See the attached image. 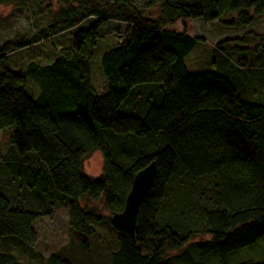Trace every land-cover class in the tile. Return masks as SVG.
<instances>
[{
    "label": "trees",
    "instance_id": "16d2710c",
    "mask_svg": "<svg viewBox=\"0 0 264 264\" xmlns=\"http://www.w3.org/2000/svg\"><path fill=\"white\" fill-rule=\"evenodd\" d=\"M34 1L38 31L0 45V132L11 131L21 158L0 165V264H17L16 244L36 243L41 214L34 208L53 196L66 204L82 245L98 226L113 231L106 264H229L232 252L264 237V101L253 87L264 82V42L250 50L246 35L222 39L215 71L190 73L185 58L199 38L167 29L231 14L238 26L248 25L264 14V0H163L156 17L133 0H57L56 12ZM9 5L26 9L27 0H0ZM114 21L124 33L102 55L107 92L100 95L84 45L96 47L100 27ZM66 32H74V44L52 64L10 69L9 55ZM29 79L39 84L37 95L28 88L38 99L26 92ZM145 87L154 92L134 95ZM95 151L104 158L99 177L83 172ZM152 161L156 177L135 232L115 228L112 215L122 212L135 174ZM72 260L55 252L41 262L82 264Z\"/></svg>",
    "mask_w": 264,
    "mask_h": 264
},
{
    "label": "rangeland",
    "instance_id": "374dc122",
    "mask_svg": "<svg viewBox=\"0 0 264 264\" xmlns=\"http://www.w3.org/2000/svg\"><path fill=\"white\" fill-rule=\"evenodd\" d=\"M43 7L50 5L53 12L59 8L57 0H44ZM163 0L151 3V0H133L134 5L142 11L144 15L156 17L162 7ZM38 4L34 0H27L26 9H20L17 6L9 5L0 7V45L6 40H18L23 36H31L38 31L37 22L34 20L38 11ZM237 14L228 15L218 19L207 20L205 18H192L179 21L167 29L178 32H185L191 36L198 37L199 40L192 52L185 58V65L190 73L213 72L217 67V56L214 52L215 44L225 38L242 37L246 35L247 44H244L250 50L259 48L264 42L257 39L252 33L264 35V14L255 16L248 25L238 26ZM155 19V18H154ZM89 19L82 24L86 28L87 23L93 21ZM46 22V19L42 20ZM86 24V25H85ZM124 24L114 21L109 22L107 26H101L99 33L101 38L97 46L92 42H86L84 50L91 48V69L93 87L97 93L103 95L107 92V80L103 73L101 58L104 52L115 46L120 39L119 35L124 32ZM74 32H66L58 35L46 43L37 44L31 49H22L9 55V67L13 71L23 70L33 62L39 66L52 64L60 55L61 50L66 46L72 47L74 44ZM116 35V37H115ZM103 37H105L103 39ZM241 46V45H240ZM83 50V51H84ZM89 49L86 54L89 55ZM31 83V84H30ZM30 91L37 95L35 86L40 90L39 84L35 79H29L26 92L34 99ZM258 85V86H254ZM254 91L261 93L264 89V82L254 84ZM154 92L153 87L138 88L134 95L143 98L145 94ZM123 113L124 110H122ZM10 130L0 132V165L7 161L20 160L10 142ZM28 163L35 165L34 157L27 156ZM104 158L101 151L93 152L85 159L83 172L91 177H99L103 173ZM82 205H84V202ZM88 205H99L96 202L86 201ZM41 215L34 223L37 232V241L31 247L16 244L17 264H42L41 259H46L50 254L55 252L65 253L75 263L82 264H106V256L116 245L113 231L107 226H98L97 233L93 237L86 239L82 245L83 236L74 232L69 225V212L62 198L53 196L47 197L44 201H38L34 208ZM104 214H108L102 211ZM198 236L196 240L203 239ZM8 248H13L14 243H6ZM264 258V237L256 243L232 252L229 256V264H234L246 259L261 260Z\"/></svg>",
    "mask_w": 264,
    "mask_h": 264
},
{
    "label": "water",
    "instance_id": "95a60500",
    "mask_svg": "<svg viewBox=\"0 0 264 264\" xmlns=\"http://www.w3.org/2000/svg\"><path fill=\"white\" fill-rule=\"evenodd\" d=\"M156 172V161H152L135 174L124 209L122 212L112 215L111 223L115 228L126 232H135L141 203L154 184Z\"/></svg>",
    "mask_w": 264,
    "mask_h": 264
},
{
    "label": "crops",
    "instance_id": "0c3cea01",
    "mask_svg": "<svg viewBox=\"0 0 264 264\" xmlns=\"http://www.w3.org/2000/svg\"><path fill=\"white\" fill-rule=\"evenodd\" d=\"M170 27V26H169ZM169 27H167V28H169ZM168 30H170V31H174V32H178V31H175V30H172V29H168ZM179 33H181V32H179ZM262 77L264 78V73H262ZM258 86V85H257ZM260 86H263L264 87V85H260ZM252 96V98H253V95H251ZM257 99H258V101H261V99H262V102L264 101V89L263 90H261V93H258V91H257ZM249 99H251V97L249 98ZM255 99V98H254ZM253 99V100H254Z\"/></svg>",
    "mask_w": 264,
    "mask_h": 264
}]
</instances>
